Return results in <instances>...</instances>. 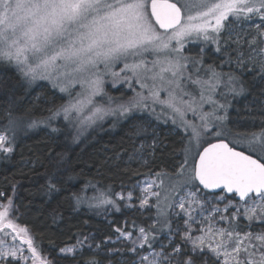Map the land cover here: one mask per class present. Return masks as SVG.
Segmentation results:
<instances>
[{
	"label": "snow or ice",
	"instance_id": "snow-or-ice-1",
	"mask_svg": "<svg viewBox=\"0 0 264 264\" xmlns=\"http://www.w3.org/2000/svg\"><path fill=\"white\" fill-rule=\"evenodd\" d=\"M193 37L214 45L219 63L206 62L204 47L195 57L186 55V41ZM9 70L17 83L0 79L8 116L0 126L5 158L15 152L25 127L44 125L67 138L64 129L51 125L53 117L31 116L35 102L25 97L37 81L68 95L54 115L62 112L67 126L75 127L72 143L105 116L127 118L143 111L164 123L170 119L183 132L168 168L152 172L154 179L142 185L121 184L120 191L93 180L76 190L69 183L75 177L65 159L67 145L63 152H47L52 171L41 188L48 201L59 195L72 211L87 205L141 217L149 213L141 223L133 216L115 227V240L73 234V242L58 249L61 259L70 264H264V120L258 131H234L226 123V104L214 98L221 86L227 90L221 96L245 93V71L264 79V0H0V71ZM107 77L113 88L123 83L133 95L116 107L97 106L96 97L113 100L105 90ZM13 110L24 115L14 116ZM188 113L196 119H188ZM146 131L137 127L134 134ZM148 147L153 156L166 146L154 136ZM144 148L141 143L129 160L148 165L149 159L136 155ZM59 209L57 202L53 224L63 219ZM17 213L13 197L0 192V264H53L30 229L17 222ZM117 242L122 246L113 247Z\"/></svg>",
	"mask_w": 264,
	"mask_h": 264
},
{
	"label": "trees",
	"instance_id": "trees-1",
	"mask_svg": "<svg viewBox=\"0 0 264 264\" xmlns=\"http://www.w3.org/2000/svg\"><path fill=\"white\" fill-rule=\"evenodd\" d=\"M205 58L208 63L216 60L219 63L220 57L212 52H207ZM224 67V70L228 69ZM0 79L9 80L16 84L13 71H0ZM243 80L247 91L235 104L237 107L230 111V127L234 131H257L264 120V81H259L253 72L243 73ZM31 95L25 97L26 100H33L35 108L31 113L33 118H43L58 108L65 102V97L54 90L50 85L42 89V95L38 97L32 88L29 89ZM3 92L0 91V96ZM23 103V101H22ZM31 107L25 104V109ZM14 116H23L24 112L14 111ZM8 119L4 101L0 100V126L6 124ZM143 127L142 123L137 124L133 119L121 123L116 129L107 126L98 128L90 132L83 140L72 143V136L67 133L57 136L47 129H40L36 132L20 136L17 139L15 152L8 158L0 155V192L7 196H12L15 204L19 208V222L26 225L34 237L38 248L43 250L44 256L48 257L53 264H70V261L60 258L59 247L64 243H72L70 237L75 233L84 235H94L101 241L107 236L115 234V227H123L125 220H131L135 216L137 223L144 219L133 215L132 212L122 209L114 213V220L108 221L103 216L100 208H89L87 205L80 206L78 211H72L67 201L62 196H56L48 201L43 194L41 185L45 183V175L52 171L48 167L46 154L49 150L54 152L67 151L65 159L75 177L70 181L76 190H79L87 181H100L101 187L112 185L118 191L120 184L136 181L144 176L151 175L152 172L160 168H168L175 149L177 152L181 147V137L183 133L174 132L172 126L163 125L159 131L149 137H153L162 142L166 147L158 148L153 156L149 157V164L132 160L127 162L126 158L133 151L134 147L142 140L143 134L137 136L134 130ZM248 152L246 148H241ZM151 150H149V153ZM120 158L116 159V154ZM255 155V154H253ZM43 163L44 166H41ZM13 188L15 191L13 192ZM89 196L94 194L91 189L86 191ZM47 201V202H46ZM60 202V211L63 219L56 224L52 223L51 212Z\"/></svg>",
	"mask_w": 264,
	"mask_h": 264
},
{
	"label": "rangeland",
	"instance_id": "rangeland-1",
	"mask_svg": "<svg viewBox=\"0 0 264 264\" xmlns=\"http://www.w3.org/2000/svg\"><path fill=\"white\" fill-rule=\"evenodd\" d=\"M201 47H204L205 54L207 52H212V53H214V55L216 56V58L219 57V54L214 51V47H215L214 45H211V44L205 45L201 41L196 40L194 37L193 38H189V41H186V44H185V54L186 55H189V56H192V57H195L197 55V53L199 52V50H200ZM206 62H207V60H206ZM223 71L224 72H228L229 71V68L226 69V70L223 69ZM245 72H247V71H245ZM253 73H255L257 75L259 81H264V79H261L260 75H258L255 71H253ZM47 85H49L47 83V81H37L35 84H33L31 86V88H32V90H34V93L39 97V96L42 95V92H41L42 89L44 87H46ZM117 89H121L122 91H125L126 92V95L122 97L121 96V92L120 91H117ZM105 90H106V92L108 93L109 96L113 97V100L111 102H109L107 96H105L103 98L96 97V98H94V101L96 102L97 106H104V107L111 106V107H116V105L118 103L122 102L123 100H126L128 97H130L131 95H133V93L130 90H128L127 89V86L125 84H123V83L117 84L116 88H113L112 87V84H111V78L110 77H107L106 78ZM137 90H139V87L138 86H137ZM221 91L227 92V90L224 89L223 86H221V88L217 89V93L214 96V98L217 99L220 103L226 104V106H227V114H228V120L226 121V123L230 127V123H229L230 122V118H231L230 117V111L233 110V109H236L237 110V107H236L235 104L241 98V96L244 95V93L241 94V95H239V96H235L233 94H227V96L225 97V96L219 95V93ZM60 94H62L65 97L66 100H65V102L63 104H66L68 102V100H69L68 95L65 94V93H60ZM145 94L147 95L146 92H145ZM161 97L162 98L164 97V94L163 93H161ZM155 108H156V113L157 114H161L162 106L159 105V104H157V105H155ZM204 110L205 111L210 110V105L205 104L204 105ZM55 111L56 110L52 111L49 115H47L46 117H43V118H47V117H50V116L53 117L52 120L50 121V123H51V125L53 127H59V128H62V129H66V131L71 136L72 135H75V132H76L75 127H68L67 126V122L63 118V113L61 112L60 115L56 116V115H54ZM88 114L89 113L87 112V110H85L84 115L86 116ZM130 119H133L134 121H136L137 124L142 123L144 125V128L147 129V131L145 132L146 134H143L145 136H142V140H140V142L138 143V145L134 147V149L131 152V154H129L128 157L126 158V161L127 162H131L132 160H136V161H139V162L142 163V161L140 159H138V158H133V159L129 160V156L132 155L135 152V149L136 148H139V146H140L141 143H143L145 145V148H144V150H143L142 153H137L136 155L139 156V155L142 154L146 159H149L150 156L148 155V153H149V150H151V148H149L148 146L152 144V141L151 142L149 141L150 140L149 137L151 135L153 136V133L154 132L159 131L161 129V127H162V124L163 125L165 124V125L172 126V130L174 132L180 131L181 133H183L181 129L177 128L176 126H174L171 123V120L170 119H169V122L168 123H164L163 122V118L161 120H157L154 115H150L149 112L143 111V112H133L127 118L120 117V116H112V115L105 116L103 120H97L96 123L93 124L91 127H87L86 130L83 132V135L80 136L79 141L83 140L87 135L90 134V132H93V131L97 130L98 128H101L102 129L103 126L104 127L107 126V127H109V128H111V129L114 130L118 126H120L121 123H124V122H126L127 120H130ZM188 119H196V118L193 117L192 113H188ZM198 122L199 121L197 119V123ZM40 129H47L50 132V129L47 128V127H45L44 125H41L40 127L36 128V129H28V128L25 127L23 130H21L18 133V138L17 139H19L20 136L23 137L26 134L36 132V131H38ZM237 147L238 148H240V147L246 148L244 146H237ZM194 151H195V149H194ZM151 179H154V177L152 175H149V176L141 177L140 179H138L136 181L125 182V183H122V184L125 187H131L132 185H136V184L142 185L145 181H150ZM166 183H167V181H166ZM120 189H121V184L119 186L118 191H120ZM205 194H209L210 195L211 193H208V192L205 191ZM92 195L93 194H91L89 196H92ZM100 209L102 210L101 212L103 213V216H105V218L108 221L112 222L114 220V213L116 212V210L114 208H112L111 206H105V207H101ZM133 215H136L137 217H140L142 219H145L149 215V213L148 212H145L144 213V217H141L138 213H133ZM151 215L153 217L155 216V209H152ZM17 222L20 223L19 221H17ZM21 225L23 226V224H21ZM115 236H116V234H114L112 236L114 240H115ZM96 241L99 242L101 240L96 237ZM112 246L113 247H121L122 245L119 242H117V244L112 245Z\"/></svg>",
	"mask_w": 264,
	"mask_h": 264
},
{
	"label": "water",
	"instance_id": "water-1",
	"mask_svg": "<svg viewBox=\"0 0 264 264\" xmlns=\"http://www.w3.org/2000/svg\"><path fill=\"white\" fill-rule=\"evenodd\" d=\"M237 150H242V149H240V148H237ZM247 153V152H246ZM254 158H255V155H254ZM206 192H208V193H211V191H215L216 193H219L220 192V190L219 189H217V190H205Z\"/></svg>",
	"mask_w": 264,
	"mask_h": 264
}]
</instances>
